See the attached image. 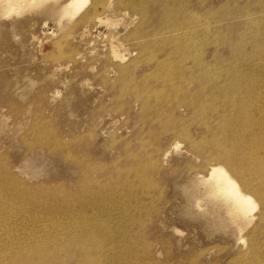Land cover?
I'll return each instance as SVG.
<instances>
[{
    "label": "rangeland",
    "instance_id": "1",
    "mask_svg": "<svg viewBox=\"0 0 264 264\" xmlns=\"http://www.w3.org/2000/svg\"><path fill=\"white\" fill-rule=\"evenodd\" d=\"M87 3L84 7L87 20L84 19L78 24L72 21L58 26L51 15L43 14V12L23 13L18 18L5 19L0 22V123H2L0 124V174L2 173L0 175L2 176L0 177V191H2L0 192V259H4L3 256H5L7 260V258L9 259L7 256L15 255L17 251L29 252L35 245L45 248L46 254L57 251L60 258L65 257L68 252L73 251L71 248L66 249V246L74 244L77 233L80 230L84 233L85 230L84 240L86 242L84 245L82 243V246H76L78 249L76 248L75 251H87L91 264H97L96 253L98 252L100 257L103 259L107 257V261L110 260L112 264H127V260L128 264H260L264 260L263 204L260 205L255 200L257 209L253 213L255 218L252 224L238 233L235 225L224 213H215V210L209 206H207L208 210H205L203 207L205 195L202 194L203 190L200 188L198 180L201 176H205L209 165L218 164L226 168V165L217 159L214 153L211 152V155L210 151H207L208 145L212 144L217 132L218 134L220 132L219 125L227 124L226 121L220 119L223 114L222 101L229 96L228 90L222 88V84L227 82L225 75L230 73L231 76L235 72L231 76L232 80H228V82H234L231 86L234 87L233 89H236L238 80L245 75H247V79L250 76L252 81L263 78L264 73L258 69L264 63V0H174L173 3H170L171 8L169 7V9L167 7L164 9L157 3L152 8L144 2L140 4L144 16L125 1L88 0ZM92 4L95 5L94 11L91 8ZM109 4L111 5L109 6ZM110 8L112 9L110 10ZM90 14L116 20L118 25L114 29L116 32L114 37L117 36V42L128 50L127 52L125 49L120 53H124V59L130 55L125 61L112 63L109 58V42L106 36L108 32L113 31L111 29L106 31L103 25L98 24L92 18L88 19ZM130 16L133 19L135 17L136 20ZM236 17L239 19L237 20ZM176 21H178L179 27L178 25L177 28L171 27L172 24L177 23ZM74 24L75 26H73ZM164 24L169 26H164ZM69 29L72 30L69 31ZM130 30L131 32H129ZM135 31H137L136 34ZM167 32L172 33H168L169 35L166 37ZM240 41L242 45L239 44ZM157 44L159 45L156 46ZM150 46L153 50L149 49ZM253 48L257 51H253ZM259 50L263 51L262 54ZM166 51L167 53H165ZM78 54L80 55L78 56ZM132 59L133 61H131ZM196 60L200 61L197 63ZM216 60L217 62H215ZM245 61H248L247 64L244 63ZM66 65L67 67H65ZM89 65L94 66L93 70ZM228 65L230 67L227 68ZM192 70L194 72L191 73ZM201 72L204 75L203 78H201ZM190 78L191 80H189ZM159 79L161 81H158ZM210 80L212 84L209 82ZM177 82L179 83L177 84ZM201 88L202 90H199ZM249 90L252 89L247 86L245 89H237V92L240 96L249 94L245 102L254 107L259 106V98L256 97V94L249 93ZM200 92L203 95L206 93V95L203 97ZM220 93H223L224 97ZM108 100L110 101L108 102ZM180 100L181 102H179ZM146 104L152 109L148 108ZM118 106L119 109H117ZM144 107L147 110H144ZM162 108L165 109L162 110ZM190 113L191 115H189ZM186 114L188 117L185 116ZM192 114L194 117L198 114L195 117L196 120ZM254 114L257 117V113ZM173 120L175 125H173ZM177 120L178 122H176ZM116 121L119 123L117 124ZM184 124L190 125L185 127ZM206 126L210 127L209 132L206 131ZM111 142L114 143L111 145ZM190 142L192 144H189ZM126 143H128L127 147ZM175 144L179 146L176 147ZM196 148L203 154H198L195 151ZM78 157L82 159L80 160ZM149 158L150 160H148ZM142 168H144V172ZM139 175L143 177L141 176V178ZM139 182L140 184H138ZM254 182L256 181H249V185L246 186L247 192H252L256 187L257 182ZM120 183L123 186H120ZM155 183L156 185H154ZM116 184L119 186L116 187ZM129 185L134 187L131 188L132 186ZM197 186L198 189H195ZM31 187L33 188L31 189ZM16 191L18 192L16 193ZM21 192L23 193L21 194ZM101 193L102 195H100ZM104 193L105 196H103ZM115 195L120 198H116ZM101 199L104 200V203ZM89 201H92L90 203L92 206L86 204ZM196 202H200L201 210L195 209ZM62 203H67L70 210L65 211L60 207ZM33 204L40 208H32ZM108 204L109 206H107ZM53 206L54 211L51 208H46ZM56 211L59 213L57 218L52 214ZM212 213L213 215H211ZM248 229L251 230V233ZM103 235L106 238H103ZM239 237H243L242 241L238 239ZM90 245L96 248L93 249L94 253L93 250L86 249ZM119 246L121 247L119 248ZM125 246L130 250L128 251ZM110 251L113 252L110 253ZM0 262L3 261L0 260Z\"/></svg>",
    "mask_w": 264,
    "mask_h": 264
},
{
    "label": "bare ground",
    "instance_id": "2",
    "mask_svg": "<svg viewBox=\"0 0 264 264\" xmlns=\"http://www.w3.org/2000/svg\"><path fill=\"white\" fill-rule=\"evenodd\" d=\"M108 1V0H107ZM112 1V0H111ZM120 1H125V2H127V3H129V5H132V6H134L135 7V9H137L139 12H141L142 14L141 15H143L144 16V14H143V12L141 11V6H140V4H143L144 2H145V4L146 5H149V6H151L152 8H153V6L154 5H156V3L158 4V5H161V7L162 8H164V9H166V7H167V9H169V7H170V3H173L174 2V0H120ZM181 1V0H180ZM88 2V0H0V22H2L3 20H5V19H7V20H11L12 18H18L21 14H23V13H30V12H35V13H42L43 12V14H45V13H48L49 15H51L52 17H53V19H55L56 20V22H57V25L58 26H61V25H63V24H68V23H71L72 21H74V23L75 24H78V23H80V21L82 22V20H87V13L86 12H84V7L88 4L87 3ZM105 2V1H104ZM93 3V2H92ZM110 3V2H109ZM116 3H117V1H116ZM103 4V3H102ZM112 4V3H111ZM111 4H109V6L111 5ZM114 4V3H113ZM116 5V4H115ZM114 5V6H115ZM163 5V6H162ZM187 5H189V4H187ZM176 6V5H175ZM100 7V6H99ZM121 7V6H120ZM183 7V6H182ZM184 7H186V6H184ZM195 7V6H194ZM91 8H92V10L94 11L95 9V5L94 4H92L91 5ZM124 8V7H123ZM171 8V7H170ZM178 8H181V7H179L178 6ZM190 8V7H189ZM196 8V7H195ZM87 9V8H86ZM88 9H89V7H88ZM112 8H110V10H111ZM161 9V8H160ZM182 9V8H181ZM90 10V9H89ZM133 10V9H132ZM102 11H104V10H102ZM106 11V10H105ZM174 11V10H173ZM178 11H179V9H178ZM111 12V11H110ZM115 12V11H114ZM121 12V11H120ZM126 12V11H125ZM175 12H176V10H175ZM185 12V11H184ZM89 13V12H88ZM102 13V12H101ZM123 13V12H122ZM138 13V12H137ZM174 13V12H173ZM180 13V12H179ZM181 13H182V11H181ZM106 14V13H105ZM110 14V13H109ZM119 14V13H118ZM134 14V13H133ZM164 14V13H163ZM162 14V15H163ZM166 14V13H165ZM247 14V13H246ZM140 15V16H141ZM244 15V14H243ZM100 16V15H99ZM98 15H92L91 16V14L88 16V19H90L91 20V18L95 21V22H97L98 24H101V25H103L105 28H106V31H108L109 29H111L113 32H108V34H107V36L106 35H104V36H106L107 37V41L109 42V44H108V47H109V54H110V59L112 60V63L114 62H117V63H122V61H125V59L126 58H128V57H126L125 59H124V53L122 54V53H120V51H125V49L127 50V48H123L122 46H121V43H118L117 42V36L116 37H114V34L116 33L115 31H114V29H115V27H116V25H118V24H116V20L114 19V20H111L110 18L108 19V18H102L101 16L99 17ZM103 16V15H102ZM117 16V15H116ZM127 16V15H126ZM139 16V15H138ZM142 16V17H143ZM163 16H165V15H163ZM172 16V15H171ZM180 16H182V15H180ZM117 17H119V16H117ZM131 17V16H130ZM150 17V16H149ZM152 17H153V15H152ZM176 17V16H175ZM249 17H250V15H249ZM120 18V17H119ZM123 18V17H122ZM132 18V17H131ZM159 18V17H158ZM174 18V17H173ZM251 18V17H250ZM250 18H248V19H250ZM125 19V18H124ZM123 19V20H124ZM133 19V18H132ZM134 19H135V17H134ZM133 19V20H134ZM183 19V18H182ZM181 19V20H182ZM236 19L238 20L239 18H237L236 17ZM243 19V18H242ZM51 20V19H50ZM136 20V19H135ZM171 20H172V18H171ZM191 20V19H190ZM190 20H188V21H190ZM245 20V19H244ZM243 20V21H244ZM141 21V20H140ZM173 21H175V20H173ZM196 21V20H195ZM201 21H203V20H201ZM248 21V20H247ZM44 22V21H43ZM132 22V21H131ZM177 23H174V24H172V26L171 27H176L177 28V25H178V27H179V23H178V21H176ZM193 22V21H192ZM191 22V23H192ZM92 23V22H91ZM121 23V22H120ZM119 23V24H120ZM129 23V22H128ZM137 23V22H136ZM142 23V22H141ZM183 23V22H182ZM186 23V22H185ZM184 23V24H185ZM239 23V22H238ZM56 24V23H55ZM75 24L73 25V26H75ZM82 24V23H81ZM80 24V25H81ZM94 24V23H93ZM92 24V25H93ZM134 24V23H133ZM138 24H139V22H138ZM161 24V23H160ZM181 24V23H180ZM44 25H45V23H44ZM83 25V24H82ZM123 25V24H122ZM129 25H130V23H129ZM131 25H132V23H131ZM155 25V24H154ZM169 26V25H167V24H164V26ZM124 26V25H123ZM140 26V25H139ZM138 26V27H139ZM144 26H145V24H144ZM184 26V25H183ZM211 26V25H210ZM243 26V25H242ZM63 27V26H62ZM77 27V26H76ZM85 27V26H84ZM95 27V26H94ZM119 27V26H118ZM153 27V26H152ZM159 27V26H158ZM186 27H187V25H186ZM245 27V26H244ZM206 28V27H205ZM74 29H75V27H74ZM84 29V28H83ZM108 29V30H107ZM120 29V28H119ZM124 29V28H123ZM122 29V30H123ZM144 29V28H143ZM160 29V28H159ZM166 29V28H165ZM195 29V28H194ZM198 29V28H197ZM207 29V28H206ZM212 29V28H211ZM244 29H246V28H244ZM70 30H72V29H69V31ZM134 30V29H133ZM147 30V29H146ZM149 30V29H148ZM151 30V29H150ZM188 30V29H187ZM192 30V29H191ZM138 31H140L139 29H138ZM158 31V30H157ZM173 31V30H172ZM203 31H204V29H203ZM51 32V31H50ZM53 32V31H52ZM78 32V31H77ZM129 32H131V30L129 31ZM134 32V31H133ZM133 32H132V34H133ZM143 32V31H142ZM162 32V31H161ZM179 32V31H178ZM242 32H244V31H242ZM44 33V32H43ZM46 33H49V32H46ZM137 33V31H135V34ZM150 33H152V32H150ZM155 33V32H154ZM166 33V32H165ZM169 32H167V34L165 35L166 37H168L167 35H169L170 33H172V32H170L169 34H168ZM174 33V32H173ZM176 33V32H175ZM180 33V32H179ZM200 33V32H199ZM207 33V32H206ZM246 33H247V31H246ZM52 34H54V33H52ZM51 34V35H52ZM64 34V33H63ZM63 34H62V36H63ZM106 34V33H105ZM147 34V33H146ZM158 34V33H157ZM240 34V33H239ZM244 34H245V32H244ZM249 34V33H248ZM248 34H247V36H248ZM59 35V34H58ZM120 35V34H119ZM118 35V36H119ZM208 35V34H207ZM214 35V34H213ZM61 36V35H60ZM66 36H68V35H66ZM81 36V35H80ZM123 36V35H122ZM133 36H135V35H133ZM155 36V35H154ZM153 36V37H154ZM202 36H203V34H202ZM243 36V35H242ZM50 37V36H49ZM126 37H128L127 35H126ZM140 37H141V34H140ZM139 37V38H140ZM144 37V36H143ZM159 37V36H158ZM54 38V37H53ZM65 38V37H64ZM73 38V37H72ZM87 38V37H86ZM99 38V37H98ZM135 38H136V36H135ZM134 38V39H135ZM161 38V37H160ZM206 38V37H205ZM212 38V37H211ZM239 38H240V36H239ZM61 39H62V37H61ZM96 39V38H95ZM144 39V38H143ZM146 40H147V38H145ZM166 39V38H165ZM168 39H170V38H168ZM51 40V39H50ZM66 40V39H65ZM80 40V39H79ZM100 40V39H99ZM106 40V39H105ZM128 40V39H127ZM142 40V39H141ZM162 40V39H161ZM63 41V40H62ZM95 41V40H94ZM151 41V40H150ZM154 41H155V39H154ZM153 41V42H154ZM169 41V40H168ZM200 41V40H199ZM211 41H213V40H211ZM99 42V41H98ZM133 42V41H132ZM144 42V41H143ZM152 42V43H153ZM158 42V41H157ZM214 42V41H213ZM54 43V42H53ZM85 43V42H84ZM125 43V42H124ZM140 43V42H139ZM151 43V44H152ZM181 43V42H180ZM183 43V42H182ZM242 42L240 41V45H242L241 44ZM96 44V43H95ZM165 44H167V43H165ZM212 44V43H211ZM246 44H247V42H246ZM52 45V44H51ZM91 45V44H90ZM98 45V44H97ZM102 45H103V43H102ZM159 44H157L156 46H158ZM168 45V44H167ZM250 45H252V44H250ZM83 46V45H82ZM146 46H148V45H146ZM166 46V45H165ZM182 46H184V45H182ZM210 46V45H209ZM214 46V45H213ZM253 46H254V43H253ZM259 46V45H258ZM121 49H120V48ZM171 47V46H170ZM248 47V46H247ZM251 47V46H250ZM250 47H249V49H250ZM92 48V47H91ZM145 48V47H144ZM152 49L153 50V48H152V46H150L149 47V49ZM165 48V47H164ZM207 48V47H206ZM217 48V47H216ZM220 48V47H219ZM259 48V47H258ZM94 49V48H93ZM104 49H105V47H104ZM163 49V48H162ZM243 49V48H242ZM260 49H261V47H260ZM72 50V49H71ZM142 50V49H141ZM148 50V49H147ZM155 50H156V48H155ZM182 50V49H181ZM195 50V49H194ZM193 50V51H194ZM255 50V48H253V51ZM93 51H95V50H93ZM106 51H107V49H106ZM107 51V52H108ZM144 51V50H143ZM149 51V50H148ZM157 51V50H156ZM155 51V53H157ZM164 51V50H163ZM192 51V50H191ZM239 51V50H238ZM242 51V50H241ZM247 51V50H246ZM255 51H257V50H255ZM260 51V50H259ZM71 52V51H70ZM90 52H92L91 50H90ZM96 52V51H95ZM98 52V51H97ZM127 52H128V50H127ZM136 52V51H135ZM135 52H133V53H135ZM139 52H140V50H139ZM142 52V51H141ZM145 52V51H144ZM181 52V51H180ZM179 52V53H180ZM186 52V51H185ZM187 52H188V50H187ZM240 52V51H239ZM238 52V53H239ZM244 52V51H243ZM261 52H263V51H260V53ZM74 53H76V52H74ZM73 53V54H74ZM143 53V52H142ZM165 53H167V51L165 52ZM199 53V52H198ZM248 53V52H247ZM253 53V52H252ZM67 54V53H66ZM77 54V53H76ZM99 54V53H98ZM129 54V53H128ZM169 54H171V53H169ZM182 54V53H181ZM194 54V53H193ZM236 54H237V50H236ZM262 54V53H261ZM80 54H78V56H79ZM239 55V54H238ZM60 56V55H59ZM65 56H67V55H65ZM70 56V55H69ZM76 56V55H75ZM77 56V57H78ZM135 56H137L136 54H135ZM135 56H133V57H135ZM158 56V55H157ZM175 56V55H174ZM179 56V55H178ZM181 56V55H180ZM193 56V55H192ZM244 56V55H243ZM247 56V55H246ZM250 56H251V54H250ZM258 56V55H257ZM68 57V56H67ZM99 57V56H98ZM138 57V56H137ZM146 57V56H145ZM62 58V57H61ZM61 58H60V60H61ZM143 58V57H142ZM147 58V57H146ZM145 58V59H146ZM169 58H171L170 56H169ZM179 58V57H178ZM184 58V57H183ZM194 58V57H193ZM203 58V57H202ZM222 58V57H221ZM247 59H248V57H246ZM64 59V58H63ZM67 59V58H66ZM104 59V58H103ZM135 59H136V57H135ZM162 59V58H161ZM186 59V58H185ZM191 59H192V57H191ZM201 59V58H200ZM206 59V58H205ZM231 59V58H230ZM81 60V59H80ZM79 60V61H80ZM101 60V59H100ZM164 60V59H163ZM168 60V59H167ZM171 60V59H170ZM193 60V59H192ZM202 60V59H201ZM208 60V59H207ZM217 60H219L218 58H217ZM217 60L215 61V62H217ZM57 61H59V60H57ZM70 61V60H69ZM84 61V60H83ZM96 61V60H95ZM109 61V60H108ZM131 61H133V59L131 60ZM155 61H157V60H155ZM200 60H198V62H199ZM203 61V60H202ZM248 61H249V59H248ZM247 61V62H248ZM258 61V60H257ZM264 61V60H263ZM85 62V61H84ZM83 62V63H84ZM93 62V61H92ZM138 62V61H137ZM140 62V61H139ZM153 62V61H152ZM196 62H197V60H196ZM197 62V63H198ZM214 62V61H213ZM236 62V61H235ZM239 62V61H238ZM247 62L245 61L244 63H246L247 64ZM74 63V62H73ZM82 63V64H83ZM88 63V62H87ZM94 63V62H93ZM133 63V62H132ZM161 63V62H160ZM168 63V62H167ZM192 63V62H191ZM196 63V64H197ZM210 63H211V59H210ZM209 63V64H210ZM223 63H224V61H223ZM228 63V62H227ZM259 63V62H258ZM58 64V63H57ZM135 64H136V62H135ZM166 64V63H165ZM185 64V63H184ZM188 64V63H187ZM195 64V65H196ZM216 64V63H215ZM255 64V63H254ZM261 64V63H260ZM69 65H70V63H69ZM94 65V64H93ZM123 65V64H122ZM140 65H141V63H140ZM158 65V64H157ZM208 65V64H207ZM213 65V64H212ZM238 65V64H237ZM63 66V65H62ZM71 66V65H70ZM89 66H91V65H89ZM105 66V65H104ZM126 66V65H125ZM128 66V65H127ZM137 66V65H136ZM139 66V65H138ZM178 66V65H177ZM198 67H199V65H197ZM196 66V67H197ZM217 66V65H216ZM220 66V65H219ZM235 66V65H234ZM233 66V67H234ZM57 67V66H56ZM65 67H67V65L65 66ZM77 67V66H76ZM84 67V66H83ZM93 67L94 66H91V68H92V70H93ZM106 67H108V66H106ZM194 67V66H193ZM202 67V66H201ZM222 67V66H221ZM228 67H230L229 65L227 66V68ZM54 68V67H53ZM60 68H61V66H60ZM85 68V67H84ZM109 68V67H108ZM107 68V69H108ZM111 68V67H110ZM128 68V67H127ZM148 68V67H147ZM195 68V67H194ZM193 68V69H194ZM203 68H204V66H203ZM212 68H214V67H212ZM232 68V67H231ZM237 68H239V67H237ZM246 68V67H245ZM63 69V68H62ZM82 69V68H81ZM106 69V70H107ZM124 69V68H123ZM122 69V70H123ZM129 69H131V68H129ZM152 69H154V68H152ZM157 69V68H156ZM210 69V68H209ZM215 69H216V67H215ZM226 69V68H225ZM225 69H224V72H225ZM235 69V68H234ZM258 69V68H257ZM56 70V69H55ZM91 70V71H92ZM112 70V69H111ZM220 70V69H219ZM231 70H233V68L231 69ZM240 70V69H239ZM244 70V69H243ZM251 70V69H250ZM260 72H263L264 73V63L262 64V66L260 65V68L258 69ZM184 71V70H183ZM188 71H190V70H188ZM198 71H200V70H198ZM229 71H230V69H229ZM237 71V70H236ZM52 72H54V71H52ZM101 72V71H100ZM106 72V71H105ZM114 72V71H113ZM121 72V71H120ZM123 72V71H122ZM146 72H148V71H146ZM150 72H151V68H150ZM192 72H194L193 70L191 71V73ZM204 72V71H203ZM206 72V71H205ZM228 72V71H227ZM238 72V71H237ZM257 72V71H256ZM104 73V72H103ZM102 73V74H103ZM109 73V72H108ZM116 73V72H115ZM124 73H126V72H124ZM157 73H158V71H157ZM177 73V72H176ZM190 73V74H191ZM208 73H210V71H208ZM213 73H214V71H213ZM212 73V74H213ZM222 73V72H221ZM229 73V72H228ZM57 74V73H56ZM55 74V75H56ZM122 74V73H121ZM120 74V75H121ZM134 74V73H133ZM143 74H145V73H143ZM194 74V73H193ZM226 74V73H225ZM230 74V73H229ZM229 74H226L225 76L227 77H225L226 79H227V82H228V80H232V78H231V76H233V74H235V72H233V74H231V76L229 75ZM247 74V73H246ZM250 74V73H249ZM153 75V74H152ZM156 75V74H155ZM155 75H153V76H155ZM163 75V74H162ZM201 75H202V72H201ZM210 75V74H209ZM214 75H215V73H214ZM220 75H222V74H220ZM253 75V74H252ZM263 75V74H262ZM110 76H111V74H110ZM109 76V77H110ZM144 76H146V75H144ZM188 76V75H187ZM203 76L204 75H202V77L201 78H203ZM246 76L247 75H245L243 78H240L239 80H238V83L236 84V89H233L231 86H232V84L234 83V82H232L231 83V81H229L228 83L227 82H224V84H222L223 86H222V88L224 89H226V91L228 90V97L226 98V99H223V103H222V105L221 106H223V108H222V118H220L221 119V121H226L227 122V124H221V125H219V127H218V129H219V134H218V132H217V134H216V137L213 139V142H211L212 144L209 146L208 145V150L207 151H210V154H211V152L212 153H214L215 155H216V158L217 159H220L221 160V162H223V164H225L226 165V168L225 167H223V166H221V165H218V164H214V165H209V166H207L208 168L206 169L204 166V168L207 170L206 171V174H205V176H201V178H199V180H198V183L200 184V188L203 190V193L202 194H204L205 195V198H204V208H205V210H208V207L207 206H209V207H211V209H213V210H215V213H224V215H226L228 218H229V220L231 221V223L233 224V225H235V227H236V229H237V232L238 233H241L243 230H245V228L246 227H248L249 225H251L252 224V221L254 220V218H255V216L253 217V213L255 212V210L257 209L256 207H257V203H260V205H262L263 204V207H264V75H263V78H262V80L261 79H256V80H254V81H252V79H250L251 77L250 76H248L249 78L247 79L246 78ZM98 77V76H97ZM122 77V76H121ZM159 77V76H158ZM160 77H162V76H160ZM165 77V76H164ZM197 77V76H196ZM214 77V76H213ZM95 78V77H94ZM115 78V77H114ZM125 78V77H124ZM124 78H122V79H124ZM134 78V77H133ZM142 78V77H141ZM140 78V79H141ZM147 78V77H146ZM151 78H155V77H151ZM195 78V77H194ZM198 78V77H197ZM200 78V79H201ZM68 79V78H67ZM140 79H138V80H140ZM143 79V78H142ZM150 79V78H149ZM163 79V78H162ZM221 79V78H220ZM112 80V79H111ZM131 80V79H130ZM133 80V79H132ZM156 80V79H155ZM189 80H191V78L189 79ZM87 81V80H86ZM127 81V80H126ZM158 81H161L160 79L158 80ZM215 81V80H214ZM246 81V82H245ZM114 82V81H113ZM112 82V83H113ZM138 82V81H137ZM180 82V81H179ZM179 82H177V84L179 83ZM197 82V81H196ZM195 82V83H196ZM201 82V81H200ZM205 82V81H204ZM210 83H211V80L209 81ZM213 82V81H212ZM222 82V81H221ZM86 83V82H85ZM107 83H109V82H107ZM111 83V84H112ZM117 83H119V82H117ZM131 83H132V81H131ZM170 83V82H169ZM218 83V82H217ZM81 84H83V83H81ZM144 84V83H143ZM146 84H147V82H146ZM164 84V83H163ZM166 84V83H165ZM212 84V83H211ZM113 85V84H112ZM122 85H123V83H122ZM131 85V84H130ZM148 85V84H147ZM154 85V84H153ZM210 85V84H209ZM208 85V86H209ZM82 86V85H81ZM80 86V87H81ZM113 86H115V84L113 85ZM112 86V87H113ZM138 86V85H137ZM163 86V85H162ZM170 86H171V84H170ZM194 86V85H193ZM219 86V85H218ZM226 86V87H225ZM247 86H249L250 87V89H252V90H249L248 92L249 93H252V94H256V97L257 98H259V102H260V104H259V106L258 105H256V107H254V106H251L249 103H246L245 102V99L246 98H248V95L249 94H245L244 96H240L239 94H238V92H237V89H245V88H247ZM88 87V86H87ZM91 87V86H90ZM95 87V86H94ZM105 87V86H104ZM110 87V86H109ZM120 87V86H119ZM122 87V86H121ZM185 87V86H184ZM210 87H211V85H210ZM115 88V87H114ZM126 88H127V86H126ZM145 88V87H144ZM155 88V87H154ZM161 88V87H160ZM163 88V87H162ZM171 88V87H170ZM213 88H214V86H213ZM212 88V89H213ZM220 88H221V85H220ZM157 89V88H156ZM159 89V88H158ZM207 89V88H206ZM222 89V90H223ZM138 90V89H137ZM147 90V89H146ZM164 90V89H163ZM162 90V91H163ZM166 90V89H165ZM187 90V89H186ZM199 90H202V88L201 89H199ZM87 91V90H86ZM121 91V90H120ZM126 91V90H125ZM149 91H150V89H149ZM182 91V90H181ZM247 91V90H246ZM138 92V91H137ZM184 92V91H183ZM205 92V91H204ZM221 92V91H220ZM255 92V93H254ZM56 93V92H55ZM107 93V92H106ZM126 93V92H125ZM128 93H129V91H128ZM133 93V92H132ZM141 93H143V92H141ZM163 93V92H162ZM169 93H171V92H169ZM175 93V92H174ZM193 93V92H192ZM201 93V92H200ZM218 93V92H217ZM122 94H124V93H122ZM133 94H135V93H133ZM147 94V93H146ZM155 94V93H154ZM153 94V95H154ZM202 94V93H201ZM221 94V96H222V94L223 93H220ZM148 95V94H147ZM171 95V94H170ZM192 95V94H191ZM203 95V94H202ZM205 95H206V93H205ZM205 95H203V97L205 96ZM207 95H208V93H207ZM215 95H217V94H215ZM133 96H135V95H133ZM168 96V95H167ZM177 96V95H176ZM185 96V95H184ZM183 96V97H184ZM220 96V97H221ZM254 96V95H253ZM124 97V96H123ZM140 97V96H139ZM150 97H151V92H150ZM155 97V96H154ZM162 97V96H161ZM191 97V96H190ZM198 97V96H197ZM209 97H210V94H209ZM222 97H224V96H222ZM120 98V97H119ZM125 98V97H124ZM145 98H146V96H145ZM194 98H195V96H194ZM113 99V98H112ZM135 99V98H134ZM159 99V98H158ZM161 99V98H160ZM178 99H179V97H178ZM177 99V100H178ZM202 99V98H201ZM206 99V98H205ZM95 100H96V98H95ZM161 100H163V98L161 99ZM196 100V99H195ZM200 100V99H199ZM110 100H108V102H109ZM143 101V100H142ZM171 101H174V100H171ZM186 101H187V99H186ZM197 101V100H196ZM195 101V102H196ZM201 101V100H200ZM253 101V100H252ZM145 102V101H144ZM178 102V101H177ZM179 102H181V100L179 101ZM183 102V101H182ZM185 102V101H184ZM188 102V101H187ZM189 102H190V100H189ZM202 102H204V101H202ZM216 102V101H215ZM220 102V101H219ZM136 103V102H135ZM147 103V102H146ZM155 103V102H154ZM157 103V102H156ZM155 103V104H156ZM159 103H160V100H159ZM159 103H158V105H159ZM168 103V102H167ZM170 103H172V102H170ZM200 103V102H199ZM218 103V102H217ZM122 104V103H121ZM151 104H153V103H151ZM183 104V103H182ZM181 104V105H182ZM197 105H198V103H196ZM161 105V104H160ZM186 105V104H185ZM189 105V104H188ZM191 105V104H190ZM137 106V105H136ZM135 106V107H136ZM142 106H144V105H142ZM146 106H147V104H146ZM162 106V105H161ZM109 107V106H108ZM111 107V106H110ZM148 108H150V109H152L151 107H149V106H147ZM190 107V106H189ZM194 107V106H193ZM202 107V106H201ZM123 108V107H122ZM122 108H120V109H122ZM145 109L144 110H147L146 109V107H144ZM156 108H157V105H156ZM160 108V107H159ZM158 108V109H159ZM177 108H178V106H177ZM110 109V108H109ZM117 109H119V106H118V108ZM163 109H165V108H162V110ZM188 109V108H187ZM199 109H201V108H199ZM221 109V108H220ZM114 110V109H113ZM116 110V109H115ZM140 110V109H139ZM176 110V109H175ZM211 110H212V108H211ZM118 111V110H117ZM157 111V110H156ZM173 111V110H172ZM193 111V110H192ZM210 111V110H209ZM219 111V110H218ZM122 112V111H121ZM155 112V111H154ZM161 112V111H160ZM165 112V114H166V111H164ZM163 112V113H164ZM179 112V111H178ZM198 112V111H197ZM228 112H230V113H228ZM257 113V117L255 116V114L254 113ZM210 113H212V112H210ZM215 113V112H214ZM128 114V113H127ZM152 114V113H151ZM172 114V113H171ZM170 114V115H171ZM195 114V113H194ZM194 114H192L193 115V117H194ZM199 114V113H198ZM197 114V115H198ZM203 114V113H202ZM168 115V114H167ZM189 115H191V113L189 114ZM196 115V116H197ZM200 115V114H199ZM149 116V115H148ZM161 116V115H160ZM169 116V115H168ZM167 116V117H168ZM179 116V115H178ZM177 116V118H179ZM185 116H187V114L185 115ZM185 116H184V119H185ZM195 116V117H196ZM211 116V115H210ZM122 117H123V115H122ZM147 117V116H146ZM150 117V116H149ZM163 117V116H162ZM172 118H173V116H171ZM170 117V118H171ZM188 117V116H187ZM192 117V116H191ZM193 117H192V120H193ZM195 117H194V119H195ZM209 117V116H208ZM103 118V117H102ZM151 118V117H150ZM160 118V117H159ZM174 118H175V116H174ZM176 118V119H177ZM101 119V118H100ZM156 119V118H155ZM169 119V118H168ZM167 119V120H168ZM183 119V118H182ZM219 118H218V120H220ZM4 120V119H3ZM48 120V119H47ZM122 120V119H121ZM128 120V119H127ZM151 120V119H150ZM154 120V119H153ZM175 120V119H174ZM174 120H173V125H175L176 123H174ZM191 120V121H192ZM196 120V119H195ZM210 120V119H209ZM216 120H217V118H216ZM43 121V120H42ZM112 121V120H111ZM183 121V120H182ZM194 121V120H193ZM205 121V120H204ZM203 121V122H204ZM3 122V121H2ZM113 122V121H112ZM153 122V121H152ZM155 122V121H154ZM176 122H178V120L176 121ZM188 122V121H187ZM202 122V121H201ZM217 122V121H216ZM116 123H117V121H116ZM119 123V122H118ZM117 123V124H118ZM159 123H161L160 122V120H159ZM214 123H215V120H214ZM213 123V124H214ZM0 124H2V123H0ZM4 124V123H3ZM101 124V123H100ZM138 124V123H137ZM137 124H135V125H137ZM166 124V123H165ZM164 124V125H165ZM193 124V123H192ZM192 124H191V126H192ZM199 124V123H198ZM41 125V124H40ZM182 125V124H181ZM187 125V124H186ZM186 125L184 124V126L186 127ZM189 125L190 124H188L187 125V127H189ZM218 125V124H217ZM20 126V125H19ZM23 126V125H22ZM34 126H37V125H34ZM138 126V125H137ZM204 126V125H203ZM116 127V126H115ZM134 127H136V126H134ZM165 127H168V126H165ZM182 127V126H181ZM37 128V127H36ZM111 128V127H110ZM163 128V127H162ZM206 128V131H210V127H208V126H206L205 127ZM51 129V128H50ZM177 129V128H176ZM182 129V128H181ZM180 129V130H181ZM184 129H186V128H184ZM214 129V128H213ZM216 129V128H215ZM214 129V130H215ZM22 130V129H21ZM82 130V129H81ZM168 130V129H167ZM188 130V129H187ZM186 130V131H187ZM50 131H55V130H50ZM104 131V130H103ZM165 131V130H164ZM169 131V130H168ZM178 131V130H177ZM176 131V132H177ZM2 132V131H1ZM52 132V133H53ZM106 133V132H105ZM108 133V132H107ZM114 133V132H113ZM145 133V132H144ZM168 133V132H167ZM179 133V132H178ZM189 133V132H188ZM51 134V133H50ZM49 134V135H50ZM111 134V133H110ZM109 134V135H110ZM1 135H3V134H1ZM33 135H34V133H33ZM48 135V136H49ZM57 135V134H56ZM127 135V134H126ZM137 135V134H136ZM174 135H176L175 133H174ZM173 135V136H174ZM203 135V134H202ZM45 136H46V134H45ZM47 136V137H48ZM113 136V135H112ZM111 136V137H112ZM116 136V135H115ZM115 136H114V138H115ZM179 136V135H178ZM178 136H177V138H178ZM25 137V136H24ZM27 137V136H26ZM37 137V136H36ZM40 137V136H39ZM47 137H45V138H47ZM52 137V136H51ZM54 137V136H53ZM121 137V136H120ZM119 137V139H121ZM212 137V136H211ZM23 138V137H22ZM44 138V139H45ZM55 138V137H54ZM66 138V137H65ZM90 138H92V137H90ZM200 138V137H199ZM206 138H207V136H206ZM59 139V138H58ZM141 139V138H140ZM16 140V139H15ZM45 140H47V139H45ZM60 140V139H59ZM69 140V139H68ZM76 140V139H75ZM190 140V139H189ZM200 140H201V138H200ZM23 141V140H22ZM28 141V140H27ZM55 141H58V140H56L55 139ZM73 141H74V139H73ZM112 141V140H111ZM116 141H118V140H116ZM115 141V142H116ZM141 141V140H140ZM187 141V140H186ZM192 141V140H191ZM198 141V140H197ZM24 143H25V141H23ZM34 142V141H33ZM38 142V141H37ZM36 142V143H37ZM63 142H64V140H63ZM137 142V141H136ZM138 142H139V140H138ZM142 142V141H141ZM38 143H40V141L38 142ZM37 143V144H38ZM44 143V142H43ZM48 143H49V141H48ZM47 143V144H48ZM56 143H58V142H56ZM62 143V142H61ZM65 143V142H64ZM112 143H114V142H111V145H112ZM140 143V142H139ZM172 143V142H171ZM194 143H196L197 144V142H194ZM198 143H203V142H198ZM116 144V143H115ZM128 143H126V147L128 146L127 145ZM142 144V143H141ZM144 144V143H143ZM189 144H192L191 142L189 143ZM196 144H194V145H196ZM205 144V143H204ZM31 145H33V144H31ZM114 145V144H113ZM193 145V146H194ZM12 146V145H11ZM29 146V145H28ZM52 146V145H51ZM144 146V145H143ZM175 146L177 147V146H179L178 144H175ZM26 147V146H25ZM31 147V146H30ZM59 147V146H58ZM62 147V146H61ZM60 147V148H61ZM32 148V147H31ZM141 148H142V146H141ZM179 148V147H178ZM129 149V148H128ZM160 149V148H159ZM177 149V148H176ZM48 150H49V148H48ZM165 150V149H164ZM36 151V150H35ZM68 151V150H67ZM198 154H200V155H202L203 153L198 149V148H196V150H195ZM1 152V151H0ZM71 152V151H70ZM69 152V153H70ZM201 152V153H200ZM130 153V152H129ZM148 153V152H147ZM149 153H151V152H149ZM153 153V152H152ZM166 153H168V152H166ZM208 154H209V152H207ZM64 154H66V153H64ZM68 154V153H67ZM66 154V155H67ZM145 154H146V152H145ZM70 155V154H69ZM74 155H76V154H74ZM133 155V154H132ZM166 156H167V154H165ZM212 155V154H211ZM6 156V155H5ZM72 156V155H71ZM165 156V157H166ZM75 157V156H74ZM84 157V156H83ZM132 157V156H131ZM148 157V156H147ZM196 157V156H195ZM211 157V156H210ZM1 158H2V156H1ZM68 158H69V156H68ZM79 158V157H78ZM128 158H129V156H128ZM137 158V157H136ZM74 159V158H73ZM80 160L82 159V158H79ZM139 159V158H138ZM141 159H143V158H141ZM210 159H212V158H210ZM120 160V159H119ZM148 160H150V158L148 159ZM153 160V159H152ZM151 160V161H152ZM156 160V159H155ZM164 160H166V159H164ZM205 160V159H204ZM154 161V160H153ZM198 161V160H197ZM214 161V160H213ZM146 162V161H145ZM148 162V161H147ZM150 162V161H149ZM164 162V161H163ZM220 162V161H219ZM219 162H217V163H219ZM1 163V162H0ZM157 163V162H156ZM159 163V162H158ZM3 164V163H2ZM139 164V163H138ZM152 164V163H151ZM207 164V163H206ZM86 165H87V163H86ZM141 165V164H140ZM146 165V164H145ZM155 165V164H154ZM104 166H105V164H104ZM137 166V165H136ZM144 166V165H143ZM148 166H150V165H148ZM163 166V165H162ZM6 167V166H5ZM4 167V168H5ZM119 167V166H118ZM131 167V166H130ZM153 167V166H152ZM160 167V166H159ZM158 167V168H159ZM101 168V167H100ZM132 168V167H131ZM135 168V167H134ZM145 168V167H144ZM144 168H142L143 169V172H144ZM157 168V167H156ZM9 169V168H8ZM16 169V168H15ZM19 169V168H18ZM130 169V168H129ZM137 169H139L138 168V166H137ZM195 169H197V168H195ZM203 169V168H202ZM0 170H1V168H0ZM12 170V169H11ZM116 170V169H115ZM122 170V169H121ZM127 170V169H126ZM132 170V169H131ZM152 170V169H151ZM204 170V169H203ZM3 171H4V169H3ZM2 171V172H3ZM7 171V170H6ZM10 171V170H9ZM34 171V170H33ZM135 171H137L136 169H135ZM146 171V170H145ZM112 172V171H111ZM122 172V171H121ZM129 172V171H128ZM35 173V172H34ZM130 173V172H129ZM190 173V172H189ZM10 174V173H9ZM27 174V173H26ZM108 174H110V173H108ZM137 174V173H136ZM139 174V173H138ZM141 174H143V173H141ZM145 174V173H144ZM151 174H153V173H151ZM0 175H2V173L0 174ZM118 175H119V173H118ZM117 175V176H118ZM7 176V175H6ZM17 176V175H16ZM94 176V175H93ZM126 176H128V175H126ZM138 176V175H137ZM140 176V175H139ZM142 176V175H141ZM140 176V177H141ZM200 176V175H199ZM0 177H2V176H0ZM4 177V176H3ZM13 177V176H12ZM27 177V176H26ZM119 177V176H118ZM143 177V176H142ZM141 177V178H142ZM144 177H145V175H144ZM147 177H149V176H147ZM159 177V176H158ZM7 178V177H6ZM149 178H151V177H149ZM153 178V177H152ZM5 179V178H4ZM129 179V178H128ZM131 179V178H130ZM135 179H136V177H135ZM1 180V179H0ZM6 180V179H5ZM9 180H10V178H9ZM93 180H94V178H93ZM124 180V179H123ZM127 180V179H126ZM139 180H140V178H139ZM250 180H255L256 182H257V184H256V187L253 189V191L252 192H247V190H246V186L247 185H249V181ZM114 181V180H113ZM143 181H144V179H143ZM142 181V182H143ZM148 182L150 181V180H147ZM2 182V181H1ZM11 182H12V180H11ZM14 182V181H13ZM84 182V181H83ZM152 182V181H151ZM150 182V183H151ZM256 182H254V183H256ZM5 183V182H4ZM15 183H17L16 181H15ZM99 183V182H98ZM106 183V182H105ZM116 183V182H115ZM125 183V182H124ZM127 183V182H126ZM157 183V182H156ZM156 183L154 184V185H156ZM97 184V183H96ZM100 184V183H99ZM129 184V183H128ZM128 184H126L127 186H128ZM138 184H140V182L138 183ZM141 184H143V183H141ZM7 185V184H6ZM23 185V184H22ZM43 185V184H42ZM106 185V184H105ZM133 185V184H132ZM132 185H129V186H132ZM149 185V184H148ZM198 185V184H197ZM5 186V185H4ZM9 186V185H8ZM7 186V187H8ZM21 186V185H20ZM19 186V187H20ZM117 186H119V185H117L116 184V187ZM120 186H123V185H121V183H120ZM14 187H15V185H14ZM17 187V186H16ZM22 187V186H21ZM27 187V186H26ZM56 187V186H55ZM65 187V186H64ZM101 187V186H100ZM102 187H104V186H102ZM107 187H109V186H107ZM125 187V186H124ZM134 186H132L131 188H133ZM141 187V186H140ZM144 187V186H143ZM145 187H147V186H145ZM155 188H157L156 186H154ZM195 187H196V185H195ZM6 188V187H5ZM12 188V187H11ZM33 187H31V189H32ZM38 188V187H37ZM109 188H111V187H109ZM120 188V187H119ZM118 188V189H119ZM138 188V187H137ZM136 188V189H137ZM19 189V188H18ZM28 189V188H27ZM130 189V188H129ZM195 189H198V186H197V188H195ZM245 189V190H244ZM248 189V188H247ZM8 190V189H7ZM22 190V189H21ZM23 190H25V189H23ZM70 190V189H69ZM88 190V189H87ZM93 190V189H92ZM105 190V189H104ZM103 190V191H104ZM123 190V189H122ZM146 190V189H145ZM202 190H200L201 192H202ZM9 191V190H8ZM12 191V190H11ZM26 191V190H25ZM30 191V190H29ZM33 191V190H32ZM36 191V190H35ZM34 191V192H35ZM59 191H61V190H59ZM64 191H65V189H64ZM63 191V192H64ZM121 191V190H120ZM0 192H2V191H0ZM5 192V191H4ZM18 191H16V193H17ZM27 192V191H26ZM70 192V191H69ZM87 192V191H86ZM100 192V191H99ZM129 192H130V190H129ZM149 192V191H148ZM153 192V191H152ZM194 192V191H193ZM192 192V193H193ZM198 192V191H197ZM200 192V193H201ZM23 192H21V194H22ZM29 193V192H28ZM33 193V192H32ZM54 193V192H53ZM96 193V192H95ZM108 193V192H107ZM106 193V194H107ZM112 193V192H111ZM118 193V192H117ZM116 193V194H117ZM132 193H133V191H132ZM135 193V192H134ZM138 193V192H137ZM11 194V193H10ZM20 194V193H19ZM19 194H17V195H19ZM31 194V193H30ZM36 194V193H35ZM97 194V193H96ZM99 194V193H98ZM122 194V193H121ZM124 195H125V193H123ZM129 194V193H128ZM127 194V195H128ZM151 194V193H150ZM149 194V195H150ZM159 194V193H158ZM194 194H195V192H194ZM201 194V195H202ZM5 195V194H4ZM13 195V194H12ZM16 195V194H15ZM26 196H27V194H25ZM54 195V194H53ZM76 195V194H75ZM78 195V194H77ZM80 195H82V194H80ZM100 195H102V193L100 194ZM108 195V194H107ZM118 195H120V194H118ZM130 195V194H129ZM140 196H141V194H139ZM19 196H22V195H19ZM33 196V195H32ZM31 196V197H32ZM83 196V195H82ZM103 196H105V193H104V195ZM122 196V195H121ZM126 196V195H125ZM124 196V197H125ZM132 196H134V195H132ZM145 196H146V194H145ZM155 196V195H154ZM16 197V196H15ZM30 197V196H29ZM35 197V196H34ZM52 197V196H51ZM53 197H55V196H53ZM52 197V198H53ZM107 197V196H106ZM113 197H114V195H113ZM115 197H116V195H115ZM137 197V196H136ZM194 197V196H193ZM199 197V196H198ZM24 198H26V197H24ZM23 198V199H24ZM40 198V197H39ZM78 198V197H77ZM80 198V197H79ZM91 198H92V196H91ZM90 198V199H91ZM116 198H120L119 196H117ZM153 198V197H152ZM197 198V197H196ZM196 198H194L195 200H196ZM32 199V198H31ZM45 199V198H44ZM70 199V198H69ZM73 199V198H72ZM85 199V198H84ZM110 199H111V196H110ZM124 199V198H123ZM135 199V198H134ZM139 199V198H138ZM199 199H200V197H199ZM125 200V199H124ZM257 201V203H256V201ZM27 201H29V200H27ZM31 201V200H30ZM29 201V202H30ZM101 201H102V199H101ZM104 201V200H103ZM102 201V202H103ZM119 201V200H118ZM138 201V200H137ZM151 201V200H150ZM149 201V202H150ZM198 201V200H197ZM74 202V201H73ZM72 202V203H73ZM92 202V201H91ZM90 201L88 202V203H86V204H89L90 206H92V204H90L91 203ZM98 202V201H97ZM100 202V201H99ZM98 202V203H99ZM107 202V201H106ZM112 202V201H111ZM111 202H109V203H111ZM5 203V202H4ZM51 203H52V201H51ZM75 203V202H74ZM83 203H84V201H83ZM97 203V204H98ZM104 203V202H103ZM121 203H122V201H121ZM7 204V203H6ZM9 204V203H8ZM53 204V203H52ZM69 204H70V202H69ZM78 204V203H77ZM102 204V203H101ZM100 204V205H101ZM133 204V203H132ZM138 204H140V203H138ZM203 204V203H202ZM29 205V204H28ZM45 205V204H44ZM95 205V204H94ZM103 205V204H102ZM120 205V204H119ZM125 205V204H124ZM196 208L195 209H198V210H201V205H200V202H196ZM259 205V204H258ZM11 206V205H10ZM86 206V205H85ZM84 206V207H85ZM107 206H109V204L107 205ZM129 206V205H128ZM29 207V206H28ZM32 208H40V206H35L34 204L31 206ZM60 207H62V208H64L65 209V211L66 210H68L69 208L67 207V203H62L61 205H60ZM74 207V206H73ZM103 207V206H102ZM127 207V206H126ZM46 208H51V210H55V208H54V206L53 207H46ZM86 208H87V206H86ZM91 208V207H90ZM135 208H137V207H135ZM147 208V207H146ZM23 209V208H22ZM74 209V208H73ZM80 209H81V207H80ZM83 209V208H82ZM129 209V208H128ZM127 209V210H128ZM138 209H139V205H138ZM37 210H39V209H37ZM70 210V209H69ZM72 210V209H71ZM79 210V209H78ZM84 210V209H83ZM87 210V209H86ZM126 210V211H127ZM136 210V209H135ZM134 210V211H135ZM144 210V209H143ZM202 210H204V209H202ZM262 210H263V208H262ZM29 211H30V208H29ZM34 211V210H33ZM45 211V210H44ZM60 211V210H59ZM130 211V210H129ZM133 211V212H134ZM261 211V210H260ZM61 212V211H60ZM72 212V211H71ZM78 212V211H77ZM103 212V211H102ZM140 212V211H139ZM259 212V211H258ZM46 213V212H45ZM106 213V212H105ZM124 213V212H123ZM132 213V212H131ZM33 214V213H32ZM43 214V213H42ZM47 214V213H46ZM54 216H55V218H57L58 217V214L59 213H57V211H56V213H52ZM75 214V213H74ZM92 214V213H91ZM16 215V214H15ZM20 215V214H19ZM34 215V214H33ZM49 215V214H48ZM63 215V214H62ZM103 215V214H102ZM211 215H213V213L211 214ZM260 215H262V214H260ZM264 215V214H263ZM108 216H109V214H108ZM113 216V215H112ZM221 216V215H220ZM223 216V215H222ZM19 217V216H18ZM17 217V218H18ZM27 217V216H26ZM223 217H225V216H223ZM35 218V217H34ZM54 218V217H53ZM218 218H219V216H218ZM227 218V219H228ZM264 218V217H263ZM19 219H20V217H19ZM118 219V218H117ZM224 219V218H223ZM226 219V220H227ZM55 220V219H54ZM119 220V219H118ZM263 220V219H262ZM25 221V220H24ZM121 221V220H120ZM23 222V221H22ZM221 222V221H220ZM260 222V221H259ZM263 222V221H262ZM54 223V222H53ZM125 223V222H124ZM222 223V222H221ZM254 223V222H253ZM26 225V224H25ZM120 225V224H119ZM23 226V225H22ZM258 226H259V224H258ZM44 228H45V226H43ZM97 227V226H96ZM104 227V226H103ZM121 227V225L119 226V228ZM123 227V226H122ZM128 227H130V226H128ZM128 227H126L127 229H128ZM73 228V227H72ZM98 228V227H97ZM106 228V227H105ZM131 228V227H130ZM6 229V228H5ZM12 229H13V227H12ZM96 229V228H95ZM256 229V228H255ZM258 229V228H257ZM129 230V229H128ZM248 230H250V229H248ZM253 230V229H252ZM46 231V230H45ZM82 230H80L77 234V236H76V241H75V243L74 244H71V246H66L65 248L66 249H68V248H71L73 251L71 252V253H67V255L65 256V257H62V258H60L57 254V251H55V252H51V253H47L46 254V252H45V248H43L41 245H38V246H36L35 244V246L29 251V252H19V251H17V253L15 254V252H14V254L15 255H12V256H7V257H9V259L7 258V260L5 259V256H3L4 257V259H0L1 261H3V262H0V264H54V262H56V264H70L71 262H73V264H79L80 262L82 263V264H91V259H90V257L89 256H87V251H85V252H83V251H78L77 250V252L75 251L76 250V246H82V243H83V245H84V243L86 242L84 239H85V235H84V233H86L85 232V230H84V233H83V231L81 232ZM256 231V230H255ZM72 232V231H71ZM254 232V231H253ZM252 232V233H253ZM257 232V231H256ZM101 233H102V231H101ZM105 233V232H104ZM103 233V234H104ZM107 233V232H106ZM125 233V232H124ZM250 233H251V230H250ZM262 233V232H261ZM260 233V234H261ZM259 234V236H261ZM41 235V234H40ZM100 235V234H99ZM102 235V234H101ZM126 235V234H125ZM240 235V234H239ZM36 236V235H35ZM35 236H33V237H35ZM108 236V235H107ZM114 236V235H113ZM10 237H12V236H10ZM105 236L103 235V238H104ZM253 237V236H252ZM106 238V237H105ZM241 238H243V237H239L238 239L239 240H241L242 241V239ZM248 238H249V235H248ZM255 238V237H254ZM256 238H258V237H256ZM4 239V238H3ZM41 240V239H40ZM65 240V239H64ZM88 240V239H87ZM109 240V239H108ZM245 240V239H244ZM250 240V239H249ZM254 240V239H253ZM111 241V240H110ZM119 241V240H118ZM241 241H239V242H241ZM36 242V241H35ZM38 242V241H37ZM112 242V241H111ZM244 242V241H243ZM253 242V241H252ZM261 242V241H260ZM10 243V242H9ZM12 243V242H11ZM14 243V242H13ZM39 243H41L40 241H39ZM71 243V242H70ZM105 243V242H104ZM107 243V242H106ZM237 243H238V241H237ZM245 243V242H244ZM250 243V242H249ZM43 244V243H42ZM93 244V243H92ZM95 244V243H94ZM108 245V244H107ZM106 245V246H107ZM117 245V244H116ZM135 245V244H134ZM250 245V244H249ZM264 245V244H263ZM28 246V245H27ZM52 246H53V244H52ZM122 246H124V245H122ZM133 246V245H132ZM131 246V247H132ZM121 246H119V248H120ZM129 247V246H128ZM26 248V247H25ZM118 248V247H117ZM125 248H126V246H125ZM150 248V247H149ZM256 248V247H255ZM259 248V247H258ZM3 249H4V247H3ZM78 249V248H77ZM88 251L89 250H93V249H96L94 246H88L87 248H86ZM107 249V248H106ZM110 249V248H109ZM124 249V248H123ZM126 249H128V248H126ZM126 249H125V251H126ZM253 249V248H252ZM52 250V249H51ZM130 249H128V251H129ZM255 250V249H254ZM259 250H261V249H259ZM107 251V250H106ZM131 251H132V249H131ZM130 251V252H131ZM252 251V250H251ZM98 252V251H97ZM101 252V251H100ZM111 252H113V251H110V253ZM122 252H123V250H122ZM121 252V253H122ZM133 252V251H132ZM10 253V252H9ZM93 253H94V250H93ZM116 253V252H115ZM137 253V252H136ZM256 253H258V252H256ZM256 253H255V256H256ZM90 254H92L91 252H90ZM117 254V253H116ZM126 254V253H125ZM1 255V254H0ZM6 255V254H5ZM60 255V254H59ZM65 255V254H64ZM117 255H119V254H117ZM117 255H115V256H117ZM124 255V254H123ZM130 255V254H129ZM134 255H135V253H134ZM262 255H263V253H262ZM264 256V255H263ZM2 257V256H1ZM93 257V256H92ZM96 257H97V259H96V262H97V264H112L111 263V261L109 262V261H107V257H105L104 259L102 258V257H100V255H99V252L98 253H96ZM118 257V256H117ZM120 257H121V255H120ZM132 257V256H131ZM257 257V256H256ZM255 257V258H256ZM260 257V256H259ZM122 258V257H121ZM135 258V257H134ZM240 258V257H239ZM120 259V258H119ZM126 259V258H125ZM128 259V258H127ZM132 259V258H131ZM130 259V260H131ZM261 259H262V257H261ZM117 260V259H116ZM243 260V259H242ZM258 260V259H257ZM123 261H124V259H123ZM133 261V260H132ZM94 262H95V260H94ZM118 262V261H117ZM125 262V261H124ZM127 262V264H128V260L126 261ZM244 262V261H243ZM242 262V263H243ZM252 262V261H251ZM249 263V262H248ZM257 263V262H256ZM95 264V263H94ZM117 264H119V263H117ZM125 264V263H124ZM136 264V263H135ZM246 264V263H245ZM260 264H264V260H262V262L260 263Z\"/></svg>",
    "mask_w": 264,
    "mask_h": 264
}]
</instances>
